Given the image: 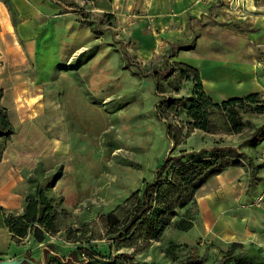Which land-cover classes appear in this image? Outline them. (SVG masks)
I'll list each match as a JSON object with an SVG mask.
<instances>
[{
	"label": "rangeland",
	"instance_id": "rangeland-1",
	"mask_svg": "<svg viewBox=\"0 0 264 264\" xmlns=\"http://www.w3.org/2000/svg\"><path fill=\"white\" fill-rule=\"evenodd\" d=\"M54 1L69 11L54 15L57 5L52 3V10L44 7L35 14L38 27L34 30L29 27L34 13L15 12L10 1L12 11H8L0 2V201L21 191L24 199L34 191L33 180L41 186L52 181L47 196L57 212V231L47 239L59 246L60 254L78 245L91 246V259L79 264H176L193 246L197 254L208 252L200 264H213L225 254L230 264H241L249 253L260 259L253 263L264 264V201L254 202L257 196L264 197V166L251 170L246 161L237 168V177H232V171L224 172L226 168L196 189V207H190L194 220L188 230L173 224L183 217L184 209L179 208L165 216L154 239L143 238L152 215L130 237L112 242L104 235L105 217L122 215L127 206L122 205L124 199L149 182L161 160L172 152L165 124L186 119L193 82L183 64L190 63L176 49L167 58L172 73L159 81L153 78L169 42L189 44L196 40V32L205 33L197 53L209 49L227 63L244 57H232L233 49L243 42H235L238 35L228 31L229 25L258 26L260 33L246 40L250 48L247 93L258 92L264 99V24L260 23L264 11L247 15L246 1L220 0L192 21V32L179 20L168 29L147 22L148 0ZM234 28L246 32L244 27ZM217 84L230 92L234 88V84ZM204 92L214 102L234 97L215 100L217 92ZM161 98H183L179 111L166 120L157 115ZM234 107L242 122L246 118L264 121V114ZM244 136L245 128L238 134L194 129L178 148L235 146ZM256 148L244 152L253 162L264 163V144ZM247 184L248 189L258 188L248 207L237 197L246 195ZM3 210L0 206V214ZM247 218L262 229L246 234ZM170 244L175 247L167 255ZM40 246L25 237L11 241L3 255L37 256ZM49 262L64 264L53 258Z\"/></svg>",
	"mask_w": 264,
	"mask_h": 264
},
{
	"label": "trees",
	"instance_id": "trees-1",
	"mask_svg": "<svg viewBox=\"0 0 264 264\" xmlns=\"http://www.w3.org/2000/svg\"><path fill=\"white\" fill-rule=\"evenodd\" d=\"M48 1L58 6L56 14L69 11L63 4L56 3L54 0ZM2 2L8 11H12L9 0ZM219 3L220 0H215L210 6H216ZM191 19L188 17V21ZM243 30L254 33L258 29L250 27L243 28ZM193 47V40L189 44L178 43L175 46L169 43L163 53L162 67L153 71L154 80L165 79L172 73V66L167 58L174 56L176 49L188 50ZM183 66L190 73L193 82L192 96L186 99L188 101L184 110L186 119L182 123L171 124L168 122L165 124V136L171 143L172 152L161 160L149 182H145L139 190L133 191L124 199L122 205L127 206L124 207L122 215L117 216L112 213L115 215L113 219L105 217L104 235L112 242L130 237L136 227L146 220L148 221L151 215L152 220H149L143 238L154 239L165 221V216L174 213L179 208L184 209L183 217L173 221V224L180 230H188L194 220L193 216H190V207H196L194 192L208 177L216 175L226 168L242 166L244 161L251 170L264 166L262 161L253 162L252 158L244 152V149H253L264 140V121L255 123L246 118L242 122L238 110L234 107L235 105L245 107L248 114H264V99L260 94L251 92L214 102L204 92L197 69L186 63ZM155 87L158 93L163 94L159 84H155ZM182 102L183 98H161L157 105L158 117L166 120L170 115L176 114ZM216 122L218 124H215ZM244 128L245 136L235 146L215 145L196 150L178 148L182 144V140L194 129L203 132L222 130L238 134ZM175 149L176 151L173 152ZM33 181L35 183L34 191L24 197L21 212L1 214L2 225L7 229L11 241L20 242L26 237L34 244L47 246L54 254L44 251L45 264H50V258L60 260L64 264H79L82 259H91L92 256L89 254L91 246L78 245L68 250L66 254H60L59 246L48 242V235L57 231L55 224L57 212L47 196L53 182L41 186L36 180ZM120 207L118 206V208ZM86 241L90 240L86 239ZM233 245L235 243H232ZM174 247V245H168L165 249L166 254H172ZM24 254L29 255V252ZM207 258L206 249L201 254H197L196 248L193 246L191 253L176 264H200ZM246 258L250 261L246 262ZM257 259L255 253H249L248 257L245 255L242 258L241 264H261L258 262L260 259L256 263L252 262ZM213 264H230L229 255H223Z\"/></svg>",
	"mask_w": 264,
	"mask_h": 264
},
{
	"label": "crops",
	"instance_id": "crops-1",
	"mask_svg": "<svg viewBox=\"0 0 264 264\" xmlns=\"http://www.w3.org/2000/svg\"><path fill=\"white\" fill-rule=\"evenodd\" d=\"M14 5V11L18 12H31L34 13L31 16V25L29 26L34 30L38 27V21L35 18V14H40L43 12V8H47L48 10H52L51 7L52 3L48 0H9ZM215 0H148L147 4L144 6L146 21L150 22L151 24H159L163 28H171L175 26L177 23L176 21L179 20L181 25L186 26L187 29H190L192 32L194 30L192 21L197 20L200 18L199 15H204V8L207 9L209 12L212 9H209L210 5ZM245 2L246 7V14L256 15L255 13H260L264 11V5L261 0H243ZM252 1V2H251ZM2 4L3 2L0 1ZM260 2L262 4H260ZM46 3V4H45ZM49 4V5H48ZM4 5V4H3ZM36 5H38V9H36ZM54 7V6H53ZM58 10V6H55L54 15ZM3 11V10H2ZM208 12V13H209ZM261 16V15H259ZM188 17L192 19L188 21ZM203 17V16H201ZM153 18V19H152ZM152 20L154 23H152ZM261 24H264V19L260 20ZM230 22V21H226ZM233 24V26H231ZM230 24V28L228 31L233 32L236 36L235 42H240L242 40V47H235L233 49L232 57L235 56H244L241 58H235V60H229L227 63L221 62L217 53L210 51L209 49H203V54L197 53L201 48L199 46V40L202 41L204 34L196 32V40H194V47L188 50H179L180 57L184 59L187 63H190L192 67L196 68L199 74L200 83L204 91L210 92H217V99L221 100L226 98L227 96H242L249 91V66H246V52L249 51V45L246 46V40L250 42L252 40L253 35H258L260 33V28L258 26L246 25L245 24H237L234 22ZM234 26L244 27V28H256L258 29L254 33H248L240 31ZM23 27V26H21ZM25 32V30H22ZM235 31V32H234ZM165 34V32H164ZM162 34V35H164ZM239 40V41H238ZM171 43V42H169ZM239 54V55H238ZM245 54V55H244ZM221 62V63H220ZM244 80V81H243ZM234 84L233 90L230 92L229 90L218 88V84ZM226 95L225 97H220L219 95ZM211 97V96H210ZM264 144V140L257 145V148H260L261 145ZM256 148V149H257ZM239 167L227 168L225 171H232V177H237ZM246 185V195H237L238 200L241 202L246 203V207H248L252 198L255 196V193L258 192L257 186L250 187L248 190ZM0 206L4 213H20L23 206V194L21 192H13L10 193L8 196L5 197V200L0 201ZM254 219L250 222V219H246V234L250 233L253 234L255 229H262L261 226L254 227L251 223H254ZM264 224V221H263ZM263 227V226H262ZM251 231V232H250ZM11 242L10 236L7 232V229L2 225L1 221V214H0V258H10L11 256H19L20 252L14 253L8 257L4 256L3 254L10 250L9 243ZM2 256V257H1Z\"/></svg>",
	"mask_w": 264,
	"mask_h": 264
},
{
	"label": "water",
	"instance_id": "water-1",
	"mask_svg": "<svg viewBox=\"0 0 264 264\" xmlns=\"http://www.w3.org/2000/svg\"><path fill=\"white\" fill-rule=\"evenodd\" d=\"M44 251H47L52 255L54 254V252H52L47 246L42 245L39 248L37 256L21 254L19 256L0 259V264H45Z\"/></svg>",
	"mask_w": 264,
	"mask_h": 264
},
{
	"label": "built area",
	"instance_id": "built-area-1",
	"mask_svg": "<svg viewBox=\"0 0 264 264\" xmlns=\"http://www.w3.org/2000/svg\"><path fill=\"white\" fill-rule=\"evenodd\" d=\"M264 201V197L263 196H257L254 200L255 205H259L260 203H262Z\"/></svg>",
	"mask_w": 264,
	"mask_h": 264
},
{
	"label": "bare ground",
	"instance_id": "bare-ground-1",
	"mask_svg": "<svg viewBox=\"0 0 264 264\" xmlns=\"http://www.w3.org/2000/svg\"><path fill=\"white\" fill-rule=\"evenodd\" d=\"M2 12L0 11V14H1Z\"/></svg>",
	"mask_w": 264,
	"mask_h": 264
}]
</instances>
